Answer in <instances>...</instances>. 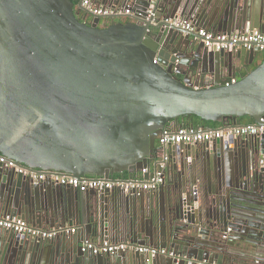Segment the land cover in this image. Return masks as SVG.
<instances>
[{
	"label": "water",
	"instance_id": "1",
	"mask_svg": "<svg viewBox=\"0 0 264 264\" xmlns=\"http://www.w3.org/2000/svg\"><path fill=\"white\" fill-rule=\"evenodd\" d=\"M152 1L91 0L140 14L104 27L81 21L72 0H0V155L78 178L147 168V180L163 154L157 141L180 116L264 125V59L237 79L259 49H208L164 21L264 32V0H155L156 24L146 20ZM197 144L166 148L163 182L148 195L81 192L0 166V218L80 231L41 239L0 228V264H264V132ZM87 241L173 255L92 254Z\"/></svg>",
	"mask_w": 264,
	"mask_h": 264
},
{
	"label": "built area",
	"instance_id": "2",
	"mask_svg": "<svg viewBox=\"0 0 264 264\" xmlns=\"http://www.w3.org/2000/svg\"><path fill=\"white\" fill-rule=\"evenodd\" d=\"M81 6L84 8L82 11L91 17H100L101 19L108 17H132L138 19L139 13L131 10L129 7H109L105 5L93 4L90 0H79ZM155 0L149 6L146 12V20L152 23H157V18L154 11ZM163 20V19H162ZM171 26L181 28L188 32L196 34L203 44L208 48L215 51H230L235 48H243L252 50L258 48L264 51V32L257 28L246 32L225 33L213 32L205 28L197 27L188 19L177 17L164 19ZM264 124V119L262 118ZM264 132V125L247 124L237 126H227L217 129H187L178 128L175 130L165 127L160 139L157 141L159 148L163 151L158 162V168L154 169L152 176L147 180L143 179L142 175L147 172V168L136 172V175L129 178H104V177H75L66 174H58L48 171L30 170L27 167L17 165L12 159L0 155V166L5 168H13L16 172L22 173L36 181L50 178L55 183L61 185H68L77 188L79 191L84 192L88 190H103L119 188L128 192L139 191H155L158 189L164 179V168L168 161L169 155L165 150L169 145L178 144H197L209 142L223 137H246L257 135ZM263 163V160H260ZM0 228L17 233L22 236L41 239H52L60 234H72L76 232L75 226H66L60 229L44 230L28 224L26 221L18 217L6 216L0 218ZM82 250L88 251L92 254L98 253H115L118 251L132 250L141 253H148L150 255H168L172 256L173 252L167 251L164 248L131 245L127 243H113L104 241L101 244H96L91 241L82 244Z\"/></svg>",
	"mask_w": 264,
	"mask_h": 264
},
{
	"label": "trees",
	"instance_id": "3",
	"mask_svg": "<svg viewBox=\"0 0 264 264\" xmlns=\"http://www.w3.org/2000/svg\"><path fill=\"white\" fill-rule=\"evenodd\" d=\"M72 1L74 2L75 7H76L79 0H72ZM76 15L83 22L90 23L92 21L91 17L86 15L85 12L83 11H80V13H77ZM118 21L127 22V19L123 20L121 19V17H116L115 19L104 18L101 20L102 22L101 24L102 26L105 27L113 22H118ZM256 57L258 58L255 59V61L252 62V64L246 65L245 67L239 70V72L237 73V79L242 78L243 76L248 74L251 70H253L258 64H260L261 61L264 59V53L258 54ZM247 124H254V120L252 117L250 116L237 117L235 118V120H233L232 118H227L226 120L218 122V121L203 119L195 114H187V115L178 117L176 120H172L166 125V128L172 129V130H175L178 128H187V129H194V130L196 129H217V128H223L227 126H237V125H247ZM134 175H136V172H132V173L124 172L123 178H129ZM114 177H120V175L116 174L114 175Z\"/></svg>",
	"mask_w": 264,
	"mask_h": 264
},
{
	"label": "flooded vegetation",
	"instance_id": "4",
	"mask_svg": "<svg viewBox=\"0 0 264 264\" xmlns=\"http://www.w3.org/2000/svg\"><path fill=\"white\" fill-rule=\"evenodd\" d=\"M77 9V10H76ZM75 11H76V13H80V11H82V10H80L77 6L75 7ZM102 20V19H101ZM116 21V20H115ZM102 22H100V25H102L101 24ZM261 53H264V51H261V50H259L258 52H257V55L258 54H261ZM256 55V56H257ZM249 65V64H248ZM246 66V65H245ZM244 66V67H245ZM176 69L177 68H174V71H173V74L175 75V76H185V75H181V74H178V73H176ZM178 71H181V70H183L181 67L179 68V69H177ZM239 72V71H238ZM157 147H159L158 146V144H157ZM192 160H193V158H191ZM159 188V187H158ZM230 233H231V228H228L224 233H223V236H225L226 238H228V236L230 235Z\"/></svg>",
	"mask_w": 264,
	"mask_h": 264
},
{
	"label": "crops",
	"instance_id": "5",
	"mask_svg": "<svg viewBox=\"0 0 264 264\" xmlns=\"http://www.w3.org/2000/svg\"><path fill=\"white\" fill-rule=\"evenodd\" d=\"M91 1V0H90ZM125 18H127V17H125ZM129 19H127V21H128ZM258 57H255V59H257ZM255 59L253 60V62L255 61ZM243 68V67H242ZM200 146V144H195V149H196V147H199ZM232 148V144H228V149H231ZM192 150V154H195V153H197V150ZM193 158V157H192ZM201 189H202V187H201ZM156 191V190H155ZM144 192H147L146 194L148 195V193H149V191H144ZM145 194V195H146ZM66 226H75L76 227V225H69V224H67ZM42 229H44V230H52V229H47V228H42ZM78 228L76 227V232H74V233H72V234H69V235H73V234H78V233H80V231L78 232V230H77ZM58 236V235H57ZM56 236V237H57ZM55 238V237H54ZM130 251V250H129ZM171 252H173L172 250H171ZM194 260V259H193ZM258 261H255V263H257Z\"/></svg>",
	"mask_w": 264,
	"mask_h": 264
},
{
	"label": "rangeland",
	"instance_id": "6",
	"mask_svg": "<svg viewBox=\"0 0 264 264\" xmlns=\"http://www.w3.org/2000/svg\"><path fill=\"white\" fill-rule=\"evenodd\" d=\"M121 19L126 20L127 18H125V17H121Z\"/></svg>",
	"mask_w": 264,
	"mask_h": 264
}]
</instances>
